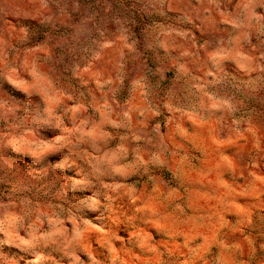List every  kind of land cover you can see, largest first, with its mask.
I'll return each instance as SVG.
<instances>
[{"label": "rangeland", "instance_id": "374dc122", "mask_svg": "<svg viewBox=\"0 0 264 264\" xmlns=\"http://www.w3.org/2000/svg\"><path fill=\"white\" fill-rule=\"evenodd\" d=\"M0 264H264V0H0Z\"/></svg>", "mask_w": 264, "mask_h": 264}]
</instances>
